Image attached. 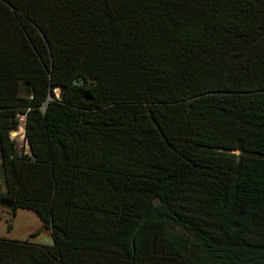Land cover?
Returning a JSON list of instances; mask_svg holds the SVG:
<instances>
[{"label": "trees", "instance_id": "16d2710c", "mask_svg": "<svg viewBox=\"0 0 264 264\" xmlns=\"http://www.w3.org/2000/svg\"><path fill=\"white\" fill-rule=\"evenodd\" d=\"M0 168V264H264V0H0Z\"/></svg>", "mask_w": 264, "mask_h": 264}, {"label": "rangeland", "instance_id": "374dc122", "mask_svg": "<svg viewBox=\"0 0 264 264\" xmlns=\"http://www.w3.org/2000/svg\"><path fill=\"white\" fill-rule=\"evenodd\" d=\"M4 190V182L0 168V192ZM31 232H35L32 236ZM0 237L28 238L34 242L50 244L52 236L50 230L41 226L40 219L33 211L18 207L13 210L0 205Z\"/></svg>", "mask_w": 264, "mask_h": 264}, {"label": "built area", "instance_id": "2783aa9c", "mask_svg": "<svg viewBox=\"0 0 264 264\" xmlns=\"http://www.w3.org/2000/svg\"><path fill=\"white\" fill-rule=\"evenodd\" d=\"M17 124L14 128H11L8 132L9 138L14 142L19 152L28 151V140L25 135V120L26 112L16 113Z\"/></svg>", "mask_w": 264, "mask_h": 264}, {"label": "water", "instance_id": "95a60500", "mask_svg": "<svg viewBox=\"0 0 264 264\" xmlns=\"http://www.w3.org/2000/svg\"><path fill=\"white\" fill-rule=\"evenodd\" d=\"M0 203L6 207H11L12 206V201L8 199H0Z\"/></svg>", "mask_w": 264, "mask_h": 264}]
</instances>
